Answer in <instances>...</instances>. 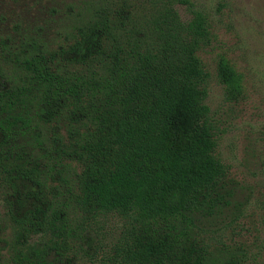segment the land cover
I'll return each instance as SVG.
<instances>
[{"label": "trees", "instance_id": "16d2710c", "mask_svg": "<svg viewBox=\"0 0 264 264\" xmlns=\"http://www.w3.org/2000/svg\"><path fill=\"white\" fill-rule=\"evenodd\" d=\"M58 1L32 21L0 15L9 262L250 264L238 254L213 261L193 236L191 215L223 201L226 172L198 55L204 14L184 23L176 6L190 0ZM216 72L226 100H241L242 75L224 57ZM24 184L34 205L17 214ZM106 216L122 226L96 237Z\"/></svg>", "mask_w": 264, "mask_h": 264}, {"label": "rangeland", "instance_id": "374dc122", "mask_svg": "<svg viewBox=\"0 0 264 264\" xmlns=\"http://www.w3.org/2000/svg\"><path fill=\"white\" fill-rule=\"evenodd\" d=\"M54 2L0 0V15L32 21ZM190 2V7L177 5L176 10L184 23L191 20L192 10L207 19L208 37L198 55L209 75L205 104L214 125V155L226 170L219 183L223 201L211 212L205 205L191 215L193 236L213 261L238 254L245 255L250 264H264V0ZM219 57L226 58L243 77L244 96L237 102L226 100L217 79ZM30 190L29 185L21 186L22 205L15 204L17 214L33 207V200L25 196ZM0 214L6 218L2 202ZM122 223L117 217H102L95 236L114 235ZM1 230L0 264H11Z\"/></svg>", "mask_w": 264, "mask_h": 264}]
</instances>
